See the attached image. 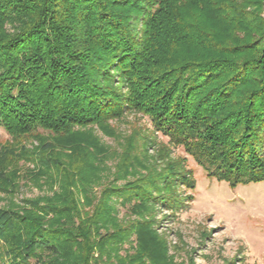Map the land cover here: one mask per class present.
I'll use <instances>...</instances> for the list:
<instances>
[{
    "label": "trees",
    "instance_id": "obj_1",
    "mask_svg": "<svg viewBox=\"0 0 264 264\" xmlns=\"http://www.w3.org/2000/svg\"><path fill=\"white\" fill-rule=\"evenodd\" d=\"M127 113L210 178L263 181L264 0H0V193L52 192L0 206V264H176L156 209L195 180L120 137Z\"/></svg>",
    "mask_w": 264,
    "mask_h": 264
},
{
    "label": "rangeland",
    "instance_id": "obj_2",
    "mask_svg": "<svg viewBox=\"0 0 264 264\" xmlns=\"http://www.w3.org/2000/svg\"><path fill=\"white\" fill-rule=\"evenodd\" d=\"M112 125L120 137L126 138L135 132L150 140L148 163L157 171L170 159L181 160L184 170L195 180L193 188L181 187L182 192L191 197L182 207L172 211L160 204L156 209L158 231L167 236L169 254L176 264H264V180L233 187L228 182L208 177L183 146L173 144L141 113H127L123 119L112 121ZM38 131L46 133L42 129ZM98 134L110 147L119 148V140L114 136L100 130ZM10 140V134L0 126V146ZM24 142L29 148L38 144L31 136ZM116 163V159L108 161L112 173ZM27 166L35 168L33 163ZM108 176L114 178L113 174ZM124 183L125 180L119 181V184ZM100 187H96L97 192ZM46 194H52L47 186L41 188L28 182L13 197L0 193V206L11 201L22 204L26 198ZM125 212L126 208L120 206V216Z\"/></svg>",
    "mask_w": 264,
    "mask_h": 264
}]
</instances>
